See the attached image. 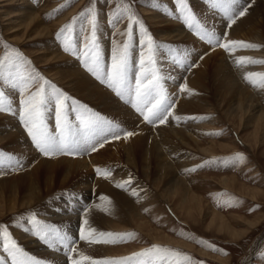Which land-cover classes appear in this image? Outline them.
<instances>
[{"label": "rangeland", "instance_id": "1", "mask_svg": "<svg viewBox=\"0 0 264 264\" xmlns=\"http://www.w3.org/2000/svg\"><path fill=\"white\" fill-rule=\"evenodd\" d=\"M26 1L35 8L44 7L48 3V0ZM258 1L259 0H240V4L237 5V7L242 8L247 6L249 11ZM82 2L83 0H52L51 5L53 7L42 15V20L45 24L50 25L58 22L73 10H76V13L70 15L67 21L60 23L50 37L37 39L28 44L21 45L12 42L9 35H11V31L13 32L17 29L16 26L19 22L18 18L20 14H22L18 8H22V6L19 5V3L10 4L0 0V58H2L6 52L10 51V49L4 48V44H8L17 49L24 58L30 61V65L25 64L19 69L21 72L26 75L30 73H39L70 98L66 102L69 108L67 114L69 120L74 125L77 124L78 121L76 120V113L71 111V108L75 106L73 105V101L78 102V105L85 106L87 110L91 112L98 113L106 118V120L111 121V127L120 135L119 139H115L113 138L112 132H108V139L104 142L103 147H99V144H97L96 151H89L78 156L57 154L46 157L36 147L20 120V112L22 111L20 101L24 98L23 94L20 93L19 88L12 87L8 79H0V93H3L5 97L3 101L4 107L8 108V102L11 101V111H0V115L10 117L12 120L16 121L28 145L32 148L33 152L40 157L39 160L55 161L61 158L81 159V157H90L104 150L105 146H113L121 139L128 138L124 135L125 132L133 131V133H135L134 127L129 124L127 125V123L122 120L112 118L108 114L102 112L97 106L74 96V93L69 91L65 85H62L52 76L55 71L64 70L66 67L64 61H55L52 62L53 64L51 63L44 67L38 62L34 53L46 51L49 44L52 46V49L57 50L61 54L67 56L70 61L75 62L94 82H97L98 85L107 91L109 90L122 106L127 107L134 113L141 124L149 128L152 127V130L167 125L172 114L176 112L179 101L185 95V91L184 93L181 91L184 87V79L192 75L199 66L200 61L205 55L209 54V52H205L200 55L204 47L211 50L220 49L227 57H229L228 55L230 54L225 49L216 47L214 44H208L205 40H202L200 36L197 35L196 28H194L195 22L191 29L188 27L184 20L185 13L181 11L178 0H85L83 3ZM185 3L187 4V11L194 15L196 21L200 22L207 30L214 32L217 36L224 34L222 42H226L229 29L227 25L230 22L222 11L214 9L209 0H185ZM201 4L202 6L200 8L199 6ZM87 7H93L96 12L95 32L99 51V63L103 71L110 70L112 54L117 46L122 47L124 43H127L129 45L128 80L130 83L134 84L135 79L139 75L140 59L143 58L145 61L149 59L146 46L147 37L150 36L152 38L155 50V56L153 57L156 62L155 67L163 76L160 83L163 86L167 99L174 101L166 123L159 124L157 122L149 124L143 119V116L136 111L132 104L128 102V97L118 96L106 83L101 82L103 78L102 73L99 74L101 75V79H98L97 75L88 71V67H93V65L89 62L88 67L85 66V44L89 43L91 39V30L87 19L80 15ZM117 8L120 9L119 13L117 12ZM125 9H128V11H125ZM145 10L157 16L160 14L159 19L165 18L164 20L166 23L168 22L167 19L179 23L189 35L203 46V48L200 49L198 46H195V42H190V44L186 42L172 43L171 40H163V38L160 37L161 34L150 24L149 18L151 16L145 14ZM205 10L206 13H202ZM208 12H212V18L209 16L210 14ZM3 13H11V15L5 18ZM14 15L18 16L15 17ZM129 15L135 16L138 23L129 20ZM260 17L258 21L264 26V13H262ZM73 18L77 19L72 25L71 30L66 31L62 37L58 38L57 33L59 30L70 24ZM242 18H238L236 23ZM214 20H217V22ZM233 25L234 24H232L231 27ZM129 30L131 31L129 32ZM173 33V30L168 29V35ZM66 40L72 45L73 51L64 50V42ZM239 41L255 44L259 47L256 49H244L239 46L233 48L232 52H234V54L241 51H245V54L238 56L239 58L230 57V67L237 80L244 88L248 89L252 94L262 95L264 93V88L253 86V84L245 79V76L248 73H264V64L248 63L246 59L245 65L237 66V63H234L233 60L250 58L253 61H264V54H262L264 51V42L260 43L248 39H240ZM90 48L91 45H89V50ZM146 67H152V65L146 64ZM251 79L255 80L257 84L264 83L259 76L254 75ZM211 85H214L213 82ZM45 87L47 91H50L47 86ZM35 90V87L31 88V91ZM204 95L205 93L199 89L193 96L203 97ZM221 100L218 99L219 102ZM212 101L213 103L210 104L213 106V112L205 110L197 114H185V116L181 117L183 118L181 124L175 119L173 120V124H169L168 127H176V125H178V128L183 127V129H185L184 127H188L189 129H187L188 132L186 133L189 134V132H191L195 134L194 137L199 142H218L221 143L220 145H224V149H217L219 152L217 156L207 157L198 149L169 145L166 146L164 154L167 155V160L171 164L178 166L177 177L186 180L189 187L196 188V194L208 203L211 210L223 214L225 216L224 220H228L229 222L231 220V216L229 217V215L231 214L247 220H258V226L250 232L252 235L248 234L243 239L232 240L226 232L220 231V219L218 218L214 222L216 226H209L212 216L209 215L207 206L198 209V207L192 205L191 214L195 217L193 218L192 215H189L192 218L186 217V212L184 214L178 207V204L180 205L178 200H176L175 197L172 198L174 194H170L172 193L171 191L173 190L172 187L176 177L172 176L163 179V183L156 189L154 184L150 180H146V176L143 175L142 166L140 165V163H142V158H140V156L138 157L140 166L135 168L129 164L127 158L123 156L122 159L118 161L98 163L97 166L93 168V173L86 175L80 181L69 180L61 186L63 178H55L50 193L45 192V186L41 183L40 187L43 196L40 201L30 207H26L20 202L15 212L10 213L9 211H5L6 216L0 218V264H14L13 257L5 247L7 243L3 238V231L5 228H7L10 238L15 241L18 248L22 249L19 258L25 260L26 264H37V262L38 264H70L67 249L64 248L63 245L56 243L53 239H46L43 232L38 233L33 223V217L49 228L60 229L62 235L66 234L72 238L75 244L70 246H74L76 249L72 254V258H79V244L86 241L79 239L80 230L83 228L86 235L90 232L86 227L87 225L83 223V217H86L94 208L95 210H104L103 212L105 213L110 212L112 215H116L115 211L118 209L120 210V205L116 203L112 194L92 188V184L95 183L98 178H102L105 182H108L113 190L124 195L134 206L138 207L140 216L148 225L157 231L164 232V234L168 235L173 240L187 244L189 247L172 243H156L134 225L124 229H101L92 233L85 244L92 243L94 245H103L110 249L123 248L124 250L126 249L128 253L115 252L113 255L109 256H98L91 253L86 254V256L91 257L93 260L119 259L131 256L133 253L142 252L153 246H160L171 250H178L181 255L173 256L171 253H154L150 257L138 259L144 260L145 264H264V126L260 125L259 129L256 131L258 133L254 136L255 128L253 122L250 124L248 123V127L243 128L246 119L245 121L243 120L244 122H241V120L235 118L234 122L232 119L237 117L234 115L236 112H233L234 116L229 117L228 101L226 103L220 102L221 106L218 105L216 99ZM214 101L217 103H214ZM262 101L264 103V97ZM234 102H237L236 98ZM216 104L218 106H216ZM231 108L230 111L232 112L234 107L232 106ZM258 108L260 107L258 106ZM81 110L84 109L82 108ZM257 110L251 113H255ZM44 119L48 129L54 134H58L59 129L56 126L53 104L47 106L44 112ZM241 124L242 129L240 128ZM117 125L119 127L115 128L114 126ZM8 128L9 126L6 124L1 126L0 137L7 134L4 133V131ZM73 130L75 131V128ZM204 132L206 133L204 134ZM209 133L222 134L209 135ZM11 147L12 146L8 148L7 146L0 145V183L10 181V179L12 180V178L14 179L15 177H24L29 174V171L31 173L38 167L36 160L32 159L28 154H24V156L18 155ZM237 154H242L246 159L233 164L230 158L235 157ZM16 161H19V165L16 164ZM153 165H155L154 162ZM97 168L101 169V173H97ZM105 172H110V175L106 177L102 174ZM14 174L16 175L14 176ZM221 176L236 177V189L223 188L221 185H218L217 180ZM152 178L151 176V179ZM127 181L130 182L125 183ZM117 184H124V187H117ZM242 185L249 187L247 192H249L250 195L241 193ZM166 190L169 191V193H167ZM133 191L136 192V195H133ZM162 194H167V196H162ZM252 195L256 196V198L253 199ZM102 196L109 197V200H101L100 197ZM168 198L174 200L169 202ZM7 200L3 202V207L10 204L9 200ZM19 201H22V199ZM7 212L9 213L7 214ZM74 217L76 220L73 219ZM123 218L117 217L114 220L118 225L124 224L126 226L128 222ZM230 226L236 231L244 229L242 223L236 221L232 222ZM93 228L96 227L92 226L91 229ZM17 230L20 233L19 235H17ZM100 232L118 234L132 233L134 236L126 242H94ZM24 235L31 237L44 251H48V257H41L36 254V250L28 248L24 243V239L27 237L21 238ZM214 249H220L222 251H216ZM203 253H207L208 255L205 257ZM184 254L190 259H186ZM51 255L64 258V261L59 259L53 260L51 259ZM82 264H91V261H83ZM130 264H134V262H130Z\"/></svg>", "mask_w": 264, "mask_h": 264}, {"label": "bare ground", "instance_id": "2", "mask_svg": "<svg viewBox=\"0 0 264 264\" xmlns=\"http://www.w3.org/2000/svg\"><path fill=\"white\" fill-rule=\"evenodd\" d=\"M51 1L52 0H48L47 5H45L44 7L38 6L39 8H35L28 4L26 0H2V2H7L10 4L19 3V5L22 6V8H18L22 14H20V17L18 18L19 22L16 26L17 29L13 31L14 33L11 31V35H9L12 42L22 45L28 44L37 39H45L47 37H50L60 25V23L67 21L70 15L76 13V10H73L71 13H69L68 15L66 14V16L61 18L60 21L52 23L50 25L45 24L42 20V15L53 7L51 5ZM84 1L85 0H83V2ZM201 6L202 4L199 7L201 8ZM202 13H206V10ZM208 13L210 14L208 15L212 18V12ZM262 13H264V0H259L241 20H239L236 24L228 29L226 42L232 40L239 41L240 39H248L263 43L264 26L260 21H258V19L261 18L260 16H262ZM145 14L151 16L149 18L150 24L157 32L161 34L160 37H162L163 40H171L172 43L186 42L190 44V42H195V46H198V48L200 49L203 48V46L191 35H189L179 23L169 19H167L168 22L166 23V21L164 20L165 18L159 19L160 14L159 16H157L154 13H149L147 10H145ZM10 15L11 13H5L4 17L6 18ZM14 16L17 17L18 15ZM215 22H217V20ZM168 29L173 30L174 33L168 35ZM48 46L46 51L34 53L35 58L38 60V62L41 63L44 67L55 61H64L66 65L64 70L55 71L52 76H54V78L62 85H65L69 91L74 93V96L97 106L102 112L108 114L112 118L122 120L126 122L127 125L129 124L130 126L134 127L135 133H133V136L131 137L121 139L113 146H105L106 149L104 148V150H102L101 152L90 157H81V159L61 158L60 160L55 161H48L44 159L39 160L40 157H38L36 153L33 152L32 148L28 145L23 132L17 126L16 121L12 120L10 117L0 115V129L1 126L5 124L9 126V128L4 131V133L7 134L0 137V145L7 146L8 148L12 146L11 149L18 155L20 154L24 156V154H28L32 159L36 160L38 165V167H34L35 169L33 170V172L30 173L29 171V174L25 175L24 177L19 176L18 178L15 177L14 179L11 177L12 180L10 179V181L0 183V218L6 216L5 211H9L10 213L15 212L17 210V205L20 202L22 203V205L24 204V206L30 207L36 202L40 201L43 196L42 189L40 187L41 183H43L45 186V192L50 193L52 191V186L55 182V178H63V180L61 181V186H63L66 181L68 182L69 180L80 181L86 175L93 173V168L96 167L98 163L118 161L121 160L123 156H125L127 158V162L133 167L137 168V166H142L141 168L143 175H145L147 178L145 179L150 180L154 184L156 189L159 188L163 183V179L172 176L176 177V180L172 187V193L170 194H174L172 198L175 197V199L178 200V202L180 203V205L178 204V207L184 212V214L186 212V217H191L189 215H192L193 218L195 217L193 214H191L192 205L198 207V209L203 206H207L209 215L212 216V219L209 222V226H216L214 222L217 220V218L220 219V231L226 232L232 240H240L245 238L256 226H258V220H247L233 214L229 215V217L231 216V220L229 222L228 220H224L225 216L223 214L211 210L208 203H206L203 198L199 197L196 194V188L189 187L186 180L177 177L176 174L178 166L171 164L167 160V155L164 154L166 146L169 145L198 149L207 157L217 156L219 153L217 149H224V145H220L221 143L218 142H199L194 137L195 134H192L191 132H189V134L186 133L188 132V127H184L185 129H183V127L178 128V125H176V127H168L169 124H173V120L177 119V117H179L177 121L179 122V124H181L183 119L181 117L185 116V114H197L205 110H207L208 112H213V106L210 104L213 103V99H216V101H218V99H222L220 102L223 103H226L228 101V109L230 113V115L228 113L229 117L236 115L237 117H234L232 119L234 120V122L235 118H238L239 120H241V122H244L246 119L243 128L248 127L247 124L253 122V126L255 128L253 134L254 136H256V134L258 133L256 131L257 129H259L260 125L264 126V103L262 101L264 93L262 95L252 94V92L244 88L239 83L230 67L231 63L229 61V58H239L238 56L245 54V51L237 52L235 54L234 52H231L228 55L229 57H227L225 56V53L223 54L220 49L211 50L204 47V49H202L203 52H201L200 55L205 52H209V54L205 55V57L200 61L199 66L192 73V75H189L184 79V86L187 85L188 91H185L184 97L179 101L176 112L172 114L167 125L152 130V127L149 128L141 124L140 120L137 119L133 112H131L127 107L122 106V104H120L115 99V97H113L109 90L107 91L106 89L98 85L97 82H94L90 77H88L87 74H85L75 62L70 61L67 56L61 54L55 49H52V46L50 44ZM262 54H264V51L262 52ZM236 61L237 60H233L234 63H236ZM212 82L214 85H211ZM199 89H201L205 93V95L203 97L193 96ZM235 98L237 102H234ZM216 101H214V103H217ZM220 102L218 101V105L221 106ZM218 105L216 104V106ZM232 106L234 107V110H232L231 112L230 110L232 109ZM258 106L260 108H258ZM255 110H257L255 113H251ZM233 112H236V114H234ZM240 128L242 129V124ZM205 133L206 132H204V134ZM249 143L251 144L250 141ZM139 156L140 158H142V163L138 162ZM153 162L155 165H153ZM16 174H14V176ZM151 176L153 177L152 179ZM217 182L218 185H221L223 188H229L233 190L236 189V177L221 176L220 178H218ZM92 188L97 189L98 191L100 190L102 192L112 194V196H114V199L116 200V203L120 205V210H116V215H112V213L110 212L105 213L103 212L104 210H95L94 208L86 217H83L84 220L87 219L88 221V224L86 226L87 229L91 230V227L94 226L96 228L93 229H95L96 231L101 229L114 230L113 228L124 229L134 225L138 229L142 230L149 238H151L156 243H172L186 247L188 246L185 243L173 240L171 237L164 234V232L157 231L156 229L148 225V223L140 216L138 210L139 208L134 206V204H132L124 195H122L118 191L113 190L108 182H105L102 178L96 179V182L92 184ZM248 189L249 187L242 185L241 193L250 195V193L247 192ZM166 192L169 193V191L167 190ZM162 196L166 197L167 194H162ZM252 198L255 199L256 196L252 195ZM7 199L9 200L10 204H7L8 206L5 205V207H3L2 204ZM20 199H22V201H19ZM172 200L174 199L170 200V198H168L169 202H171ZM9 212H7V214ZM75 217L73 218L74 220H76ZM117 217H124L128 222L126 226L122 223V225H118L114 220ZM235 221L238 223H242L244 229H241L240 231H236L235 229L233 230L230 225ZM19 234L20 233L18 231L17 235ZM25 236L26 235L21 238L23 239L25 238ZM26 237L27 238L24 239V243L28 248L36 250V254L41 257H48V251H44L43 248L39 244H37L36 241H34L31 237ZM85 243L86 241L79 244V254L83 253L84 255H86L88 253H91L98 256H109L113 255L115 252L128 253V251L126 249L124 250L123 248L110 249L109 247L103 245ZM203 254L205 255V257L208 255L207 253ZM51 259L63 260L64 258H61L59 256H52Z\"/></svg>", "mask_w": 264, "mask_h": 264}, {"label": "snow or ice", "instance_id": "3", "mask_svg": "<svg viewBox=\"0 0 264 264\" xmlns=\"http://www.w3.org/2000/svg\"><path fill=\"white\" fill-rule=\"evenodd\" d=\"M209 2L214 9H219L227 16L230 22L227 25L229 28L232 24L236 23L238 18H242L248 12L247 6L242 8L237 7V5L240 4V0H209ZM178 3L181 6V11L185 13L184 20L188 27L191 29L195 22L197 35L208 44H214L216 47H221L229 53L237 46L244 49H256L259 47L255 44L236 40L222 42L224 34L217 36L214 32L207 30L200 22L196 21L194 15L187 11L185 0H178ZM125 11H128V9H125ZM117 12H120L119 8H117ZM80 15L87 19L91 30V39L89 43L85 44V66L88 67L89 62L93 65V67H88V71L97 75L98 79H101V75L99 74L102 73L103 78L101 82L106 83L118 96L128 97V102H130L136 111L143 116L146 122L149 124L157 122L159 124L166 123L174 101L167 99L163 86L160 83L163 76L155 67L156 62L153 58L155 56V50L152 38L150 36L147 37L146 46L149 59L148 61H145L143 58L140 59L139 75L133 84L128 80L129 45L124 43L122 47L117 46L112 54L110 70L103 71L99 63V51L97 48L95 9L93 7H87ZM76 19L77 18H73L70 24L59 30L57 33L58 38L62 37L66 31L71 30ZM128 19L134 23H138L133 15H129ZM130 31L131 30H129V32ZM89 45H91L90 50ZM3 46L6 49H10V51L6 52L5 55L0 58V79H8L12 87L19 88L20 93L23 94L24 98L20 101L22 105L20 120L36 147L44 156H54L57 154L78 156L89 151H96L97 144H99V147H103L104 142L108 139V132H112L113 138H120V135L111 127V121L106 120V118L98 113L87 110L85 106L78 105V102L75 101H73V105L75 106L71 108V111L76 113V120L78 123L74 125L69 120L67 114L69 108L66 102L70 98L39 73H30L26 75L21 72L19 69L25 64L30 65V61L24 58L22 54L12 46L8 44H4ZM64 50L73 51L72 45L67 40L64 42ZM246 59L248 63L264 64V61H253L250 58H241L236 61L237 66L245 65ZM146 64H150L152 67H146ZM254 75L261 77V80L264 81V73H248L245 79L253 84V86L264 88V83L257 84L255 80L251 79ZM45 86H47L50 91H47ZM32 87H35L36 90L31 91ZM181 91H188L187 85H185ZM4 99V94L0 93V111H11V101L8 102L9 107L5 108L3 104ZM49 104L54 105L56 126L59 129L58 134L51 132L45 124L44 112ZM82 108L84 110H81ZM177 119H179V117H177ZM114 127L118 128L119 126L117 125ZM74 128L75 131L73 130ZM221 134L222 133H209V135ZM124 135L126 137H131L133 132L128 131L125 132ZM230 159L233 164H235L246 158L242 154H237ZM16 164L19 165V161H16ZM96 171L97 173H101V169L99 168H97ZM102 174L107 177L110 175V172ZM129 182L130 181H127L125 183ZM117 187H124V184H117ZM133 195H136L135 191H133ZM100 199L107 200L108 198L102 196ZM33 223L38 233L43 232L46 239H53L56 243L63 245L64 248L67 249L70 264H82L83 261H91V264H130V262H134V264H145L144 260L138 258L150 257L154 253H171L173 256L181 255L178 250L153 246L142 252L133 253L131 256L119 259L93 260L83 253L79 254V258H72V254L76 251L74 246H70L75 244L72 238L66 234L62 235L60 229L49 228L35 217H33ZM83 223L87 225V219H85ZM95 232V229H91L86 235L85 230L81 228L79 239L87 241L92 233ZM133 236L134 234L132 233L118 234L100 232L94 242H126ZM3 238L7 242L5 247L13 257L14 264H26L25 260L19 258L22 249H19L15 241L10 238L7 228L3 231ZM214 250L222 251L220 249ZM184 255L186 259H190L186 254Z\"/></svg>", "mask_w": 264, "mask_h": 264}]
</instances>
